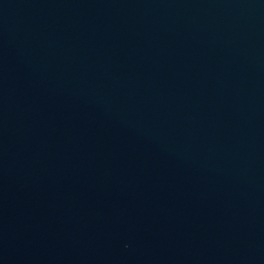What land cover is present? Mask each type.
<instances>
[{
	"label": "water",
	"instance_id": "water-1",
	"mask_svg": "<svg viewBox=\"0 0 264 264\" xmlns=\"http://www.w3.org/2000/svg\"><path fill=\"white\" fill-rule=\"evenodd\" d=\"M0 264H264V0H0Z\"/></svg>",
	"mask_w": 264,
	"mask_h": 264
}]
</instances>
